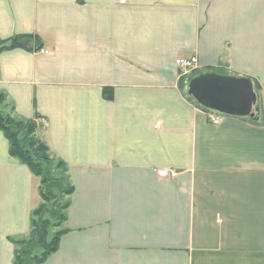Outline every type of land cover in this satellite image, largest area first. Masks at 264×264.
<instances>
[{"label":"crops","instance_id":"0c3cea01","mask_svg":"<svg viewBox=\"0 0 264 264\" xmlns=\"http://www.w3.org/2000/svg\"><path fill=\"white\" fill-rule=\"evenodd\" d=\"M19 34L43 47L0 54L3 110L36 122L73 186L43 264H264V0H0V39ZM189 57L251 79L253 118L191 101ZM39 188L0 129V264Z\"/></svg>","mask_w":264,"mask_h":264},{"label":"trees","instance_id":"16d2710c","mask_svg":"<svg viewBox=\"0 0 264 264\" xmlns=\"http://www.w3.org/2000/svg\"><path fill=\"white\" fill-rule=\"evenodd\" d=\"M42 47L43 42L36 34H19L10 39H0V54L3 51L15 48L40 50ZM202 73L198 70L192 71L187 77L182 79L181 84L183 89L187 90L185 94L191 101L195 102L204 111L211 112V110L196 102L188 92L190 81ZM5 103L6 96L0 92V129L5 133L10 142L11 155L28 165L32 173L40 179L39 190L42 198L41 206L32 215L29 235L18 239L14 264H43L59 247L60 238L63 233L62 224L66 218L65 211L69 205L68 201L65 200L62 204L57 203L59 205L57 209H52L50 217L38 221L35 216L37 212L43 209L46 203L48 204L53 200H57L58 195L54 196L52 192L54 186L60 190V194L62 193L66 197L73 193V186L68 181L66 166L63 161L56 159L58 161L57 165L65 168L64 175L67 183L64 187L57 184V178L52 177L48 173L50 164L55 159L46 143L36 137V122L22 121L6 114L2 109ZM28 239L29 242H26ZM37 249H41V251H37Z\"/></svg>","mask_w":264,"mask_h":264},{"label":"water","instance_id":"95a60500","mask_svg":"<svg viewBox=\"0 0 264 264\" xmlns=\"http://www.w3.org/2000/svg\"><path fill=\"white\" fill-rule=\"evenodd\" d=\"M188 92L211 111L242 118L254 116L257 93L249 78L202 73L190 81Z\"/></svg>","mask_w":264,"mask_h":264},{"label":"rangeland","instance_id":"374dc122","mask_svg":"<svg viewBox=\"0 0 264 264\" xmlns=\"http://www.w3.org/2000/svg\"><path fill=\"white\" fill-rule=\"evenodd\" d=\"M46 51V50H45ZM41 52H43V53H45L44 52V50H41ZM48 52V51H47ZM4 108V107H3ZM2 108V109H3ZM55 159V158H54ZM53 159V160H54ZM58 161L55 159L54 160V162H52L51 164H50V169H49V172L48 173H50V175L52 176V177H55V178H57V184H59V185H61V187H64V185L67 183V179H66V177H65V168H63V167H59L58 165ZM61 180H62V182H61ZM63 183V184H62ZM59 189L56 187V186H54L53 188H52V192L54 193V196H56V195H58V197H57V200H53V201H51L50 203H46L45 205H44V207H43V209H41L39 212H37V214H36V216H35V218L39 221V220H43L44 218H46V217H50V215H51V212H52V209H57V207H58V205L59 204H57V203H60V204H62V203H64L65 202V200H66V196H64L62 193L60 194L59 193ZM50 213V214H49ZM30 239V238H29ZM29 239L28 240H26V242H29ZM13 241H15L14 243H15V245L17 244V242H18V240L17 239H15V240H13ZM24 241V240H23ZM17 246V245H16ZM21 246V245H20ZM41 251V249H37V251Z\"/></svg>","mask_w":264,"mask_h":264},{"label":"built area","instance_id":"2783aa9c","mask_svg":"<svg viewBox=\"0 0 264 264\" xmlns=\"http://www.w3.org/2000/svg\"><path fill=\"white\" fill-rule=\"evenodd\" d=\"M45 53H48L47 51L44 50ZM197 58L196 57H189V58H180L176 60V64L181 71L182 75H188L192 71H194L197 68ZM211 122L214 124H219L220 123V118L219 116L211 119Z\"/></svg>","mask_w":264,"mask_h":264}]
</instances>
